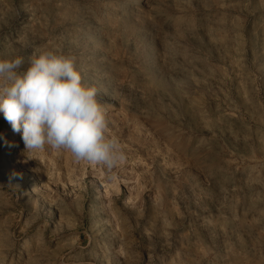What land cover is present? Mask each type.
Here are the masks:
<instances>
[{
    "label": "rangeland",
    "instance_id": "374dc122",
    "mask_svg": "<svg viewBox=\"0 0 264 264\" xmlns=\"http://www.w3.org/2000/svg\"><path fill=\"white\" fill-rule=\"evenodd\" d=\"M49 48L127 158L26 152L0 112V264H264V0H0V59Z\"/></svg>",
    "mask_w": 264,
    "mask_h": 264
},
{
    "label": "clouds",
    "instance_id": "9594fccd",
    "mask_svg": "<svg viewBox=\"0 0 264 264\" xmlns=\"http://www.w3.org/2000/svg\"><path fill=\"white\" fill-rule=\"evenodd\" d=\"M23 65L22 57L0 59V112L22 134L26 152L64 150L108 171L126 160L118 138L108 134L98 90L82 83L74 56L38 49Z\"/></svg>",
    "mask_w": 264,
    "mask_h": 264
}]
</instances>
